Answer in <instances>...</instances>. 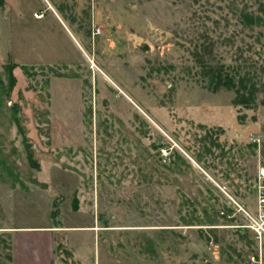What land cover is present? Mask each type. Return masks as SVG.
<instances>
[{
	"label": "rangeland",
	"instance_id": "1",
	"mask_svg": "<svg viewBox=\"0 0 264 264\" xmlns=\"http://www.w3.org/2000/svg\"><path fill=\"white\" fill-rule=\"evenodd\" d=\"M259 2L1 0L0 228L89 225L95 258L54 233L65 264H264ZM201 62L248 73L254 99Z\"/></svg>",
	"mask_w": 264,
	"mask_h": 264
},
{
	"label": "crops",
	"instance_id": "2",
	"mask_svg": "<svg viewBox=\"0 0 264 264\" xmlns=\"http://www.w3.org/2000/svg\"><path fill=\"white\" fill-rule=\"evenodd\" d=\"M60 231H68L67 233L70 234L69 238L72 241L69 242H74L71 246L72 249L69 247L72 252L75 249H85L90 251L92 257L95 258L98 233L93 232L89 225L86 227L71 225L70 227L66 224H50L49 220H45L38 224H8L0 228V232L10 233L11 264H65L64 259L62 261L57 260L56 255L58 256V252L55 250L54 245V233ZM77 245L80 247H74ZM92 246L93 253L91 251Z\"/></svg>",
	"mask_w": 264,
	"mask_h": 264
},
{
	"label": "trees",
	"instance_id": "3",
	"mask_svg": "<svg viewBox=\"0 0 264 264\" xmlns=\"http://www.w3.org/2000/svg\"><path fill=\"white\" fill-rule=\"evenodd\" d=\"M1 2V0H0ZM259 10L261 13H264V4L259 2ZM243 20L248 24L261 25L264 20L261 18V14L259 13H242ZM264 46V44H263ZM15 65V63H9L6 65V69L8 71L9 78V86L6 90H9L15 82V77L11 73V68ZM202 67V73L207 77L208 86L212 90H216L220 86L226 88L234 89L235 95L233 97L234 104H243L248 105L254 98L253 93H255V83L250 81V77H248V73H242L237 66H230L224 64H209V63H200ZM25 68V66H22ZM264 86V84H263ZM13 118L16 119L15 112L12 113ZM54 212H51V215Z\"/></svg>",
	"mask_w": 264,
	"mask_h": 264
}]
</instances>
